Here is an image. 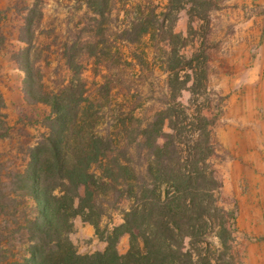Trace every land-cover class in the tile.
Listing matches in <instances>:
<instances>
[{"label":"trees","instance_id":"1","mask_svg":"<svg viewBox=\"0 0 264 264\" xmlns=\"http://www.w3.org/2000/svg\"><path fill=\"white\" fill-rule=\"evenodd\" d=\"M82 1L90 15L83 21L88 38L82 34L63 43L61 58L71 78L54 88L45 84L39 65L41 0L16 2L19 46L11 58L23 74L27 104L44 105L48 113L46 130L28 146L24 166L11 169L6 179L0 166V264H212L209 230L220 227L222 238L235 220L233 211L218 215L219 179L201 164L198 150L182 161L163 118L136 143L145 166L138 169L130 143L101 127L103 104L91 98L82 79L85 48L96 65L121 59L122 48L113 52L107 42L111 17L126 21L119 41L138 43L147 36V1ZM4 19L0 6V27ZM6 40L0 28V53ZM191 61L184 53H169L171 83ZM4 107L0 92V142L10 136ZM77 218L94 228L103 249L79 251L72 239ZM125 237L128 246L121 251Z\"/></svg>","mask_w":264,"mask_h":264},{"label":"rangeland","instance_id":"2","mask_svg":"<svg viewBox=\"0 0 264 264\" xmlns=\"http://www.w3.org/2000/svg\"><path fill=\"white\" fill-rule=\"evenodd\" d=\"M146 1L152 22L141 42L119 41L118 29L126 21L109 19L107 42L113 52L122 48L119 61L96 65L83 51L87 69L82 79L91 98L103 104L101 127L130 143L134 164L143 170L136 143L163 118L182 161L198 150L201 164L219 179L214 195L219 217L234 213L229 234L221 238L218 226L208 232L212 264H264V0H131L134 5ZM16 2L0 0L5 17L0 28L7 36L0 53V92L10 126V136L0 142L5 179L11 169L24 166L28 146L46 130L48 113L44 105L27 104L23 74L11 58L19 46ZM41 7L39 65L45 84L54 88L71 78L61 46L87 34L83 21L90 15L82 0H41ZM173 51L192 61L171 83L168 55ZM72 239L80 252L105 247L80 218ZM127 246L125 237L119 248Z\"/></svg>","mask_w":264,"mask_h":264}]
</instances>
